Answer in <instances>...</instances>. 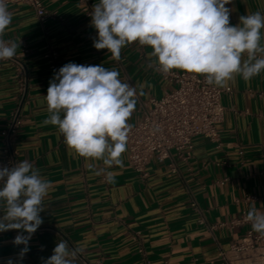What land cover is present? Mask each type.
<instances>
[{
    "label": "crops",
    "instance_id": "1",
    "mask_svg": "<svg viewBox=\"0 0 264 264\" xmlns=\"http://www.w3.org/2000/svg\"><path fill=\"white\" fill-rule=\"evenodd\" d=\"M41 2L48 14L43 23L27 5L7 6L12 22L0 37L18 45L16 55L25 50L27 90L18 103L14 67L2 62L0 132L18 105V160L38 169L50 188L40 213L43 230L31 235L22 258L24 245L13 244L18 230L0 232V264L9 259L44 264L60 241L77 250L73 264H264V239L255 249H231L248 230L257 233L249 221H235L253 207L264 213V71L250 80L236 75L234 83L221 87L229 90L221 95L225 114L217 140L195 136L189 157L172 151L163 162L151 161L142 178L129 167L126 151L122 166L107 167L69 150L58 128L44 123L49 116L44 96L54 72L66 63L115 69L136 88L132 124L141 117L143 104L173 83L161 76L148 46L133 42L122 48L119 60L106 49H95L97 32L76 0ZM89 3L92 8L99 0ZM226 7L232 25L240 16L264 14V0H232ZM261 33L264 37V29ZM49 47L57 53L55 66L46 58ZM140 84L145 85L143 95ZM1 145L0 135V155Z\"/></svg>",
    "mask_w": 264,
    "mask_h": 264
},
{
    "label": "clouds",
    "instance_id": "2",
    "mask_svg": "<svg viewBox=\"0 0 264 264\" xmlns=\"http://www.w3.org/2000/svg\"><path fill=\"white\" fill-rule=\"evenodd\" d=\"M232 0H99L92 7L91 26L97 32L93 47L106 49L114 60L133 42L152 49L164 72L179 69L203 75L209 85L227 87L236 75L250 80L264 71V14L257 11L230 23ZM12 13L0 0V36ZM20 46V45H19ZM18 45L0 39V60L16 55ZM246 55V59L244 58ZM115 69L69 62L54 72L47 95L45 124L58 128L69 150L86 160L122 166L128 121L136 107V88L123 82ZM144 84H140L143 95ZM49 182L28 161L0 167V232L18 230L13 244L28 251L31 235L43 223V201ZM246 220L264 236V213L251 208ZM77 253L67 241L56 243L44 264H73ZM8 264H13L9 259Z\"/></svg>",
    "mask_w": 264,
    "mask_h": 264
},
{
    "label": "built area",
    "instance_id": "3",
    "mask_svg": "<svg viewBox=\"0 0 264 264\" xmlns=\"http://www.w3.org/2000/svg\"><path fill=\"white\" fill-rule=\"evenodd\" d=\"M87 17H91L92 8L89 0H76ZM6 6L20 3L31 7L38 20L43 23L48 14L41 0H4ZM1 39V37H0ZM25 50L8 60L15 71L18 84L19 101L25 98L27 90V70L22 59ZM46 58L51 66L57 63V53L49 47ZM161 76L173 83L172 89L164 91L158 98L148 99L141 107V117L136 119L128 130L127 163L142 178L146 177L147 165L156 160L163 162L171 152L183 157L191 155L195 136H203L211 140L218 139L217 125L223 120L225 107L221 104L224 91L219 86L209 85L203 75L171 70L164 72L157 68ZM22 123L20 107L17 105L11 112L6 126L1 130L0 167L11 168L19 164L16 148L17 132ZM241 154V152H240ZM248 199H254L253 196ZM243 216L236 223L246 222ZM234 223V222H232ZM43 229L38 228L36 232ZM264 239L259 233L248 230L241 242L231 245L233 251L241 252L255 249ZM143 264H149L144 261Z\"/></svg>",
    "mask_w": 264,
    "mask_h": 264
}]
</instances>
